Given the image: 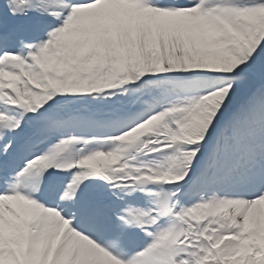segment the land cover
Returning a JSON list of instances; mask_svg holds the SVG:
<instances>
[{
	"label": "snow or ice",
	"instance_id": "1",
	"mask_svg": "<svg viewBox=\"0 0 264 264\" xmlns=\"http://www.w3.org/2000/svg\"><path fill=\"white\" fill-rule=\"evenodd\" d=\"M0 264H264V0H0Z\"/></svg>",
	"mask_w": 264,
	"mask_h": 264
}]
</instances>
